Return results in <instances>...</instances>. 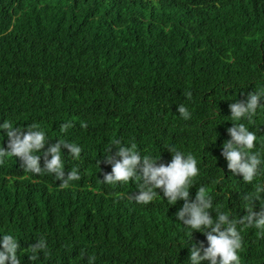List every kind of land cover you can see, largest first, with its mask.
I'll list each match as a JSON object with an SVG mask.
<instances>
[{"label": "trees", "instance_id": "obj_1", "mask_svg": "<svg viewBox=\"0 0 264 264\" xmlns=\"http://www.w3.org/2000/svg\"><path fill=\"white\" fill-rule=\"evenodd\" d=\"M256 91H264V0H0V123L38 124L45 148L58 139L81 147L78 158L62 147L65 178L80 177L66 188L18 157L0 158V233L17 237L20 264H188L206 236L176 217L183 200L170 204L158 189L140 204L131 197L138 183L105 184L112 142L135 144L157 164L170 161L167 147L193 155L189 199L203 186L213 217L216 209L243 217L264 175L244 183L221 147L231 139L230 104ZM248 126L264 159V105ZM262 204L264 192L253 211ZM238 228L241 264H264V234ZM37 238L47 248L33 256Z\"/></svg>", "mask_w": 264, "mask_h": 264}, {"label": "clouds", "instance_id": "obj_2", "mask_svg": "<svg viewBox=\"0 0 264 264\" xmlns=\"http://www.w3.org/2000/svg\"><path fill=\"white\" fill-rule=\"evenodd\" d=\"M261 99H264V91H256L248 93L245 101L238 100L230 104L231 114L228 120L232 121V126L227 128V132L231 139L224 141L221 147V156L226 160L228 170L233 175H241L246 184H252L258 176L264 175L261 172L264 159L257 150L258 136L248 126L258 108L264 105L260 103ZM177 105L180 116L188 120L191 115L189 109L184 104ZM70 127L71 122L64 123L61 125V131H67ZM0 130V137L7 136V148H0V158L18 157L24 170L35 174L42 171L51 173L62 181L60 186L64 188L69 186V181L80 178L76 170L69 172L65 178L61 158L62 147L67 148L74 158H78L81 153L78 144L58 139L45 148L48 138L38 124L27 125L25 130V126L3 121L0 123ZM112 144L117 147L115 157L118 159L113 155L107 156L111 171L104 175L105 184H126L130 180L138 183L139 192L131 197L140 204L151 202L160 192L170 204H175L178 200L184 201L183 206L175 213L176 217L183 222L186 229L191 230V234L194 230L200 231L207 240L206 247L202 243L201 248L192 247L189 250L188 264H202L204 261L208 264H241L238 254L241 248V234L238 225L254 227L264 234V204L259 212L253 211L252 208V201L264 192V184L257 183L255 192L245 197L251 201L245 216L237 218L231 212L216 209L213 217L210 214V210L214 209L213 199L205 187H198L194 199H189L193 178L199 173L197 159L193 155L167 147L171 152L170 161L167 164H157L159 158L141 155L135 144H124L120 140H114ZM41 156L44 159L43 167L40 164ZM19 248L15 235L0 233V264H20L17 256ZM46 248L44 238H37L36 243L28 247L33 256Z\"/></svg>", "mask_w": 264, "mask_h": 264}]
</instances>
